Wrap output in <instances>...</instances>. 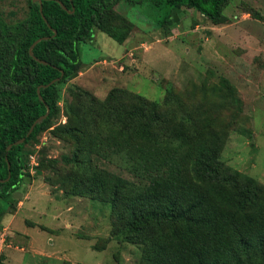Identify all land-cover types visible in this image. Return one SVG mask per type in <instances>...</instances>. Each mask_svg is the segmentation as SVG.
<instances>
[{"label": "trees", "instance_id": "1", "mask_svg": "<svg viewBox=\"0 0 264 264\" xmlns=\"http://www.w3.org/2000/svg\"><path fill=\"white\" fill-rule=\"evenodd\" d=\"M120 1L164 11L157 23L167 26L181 7L220 24L228 0H42L41 12L38 1L27 0L26 17L14 22L0 12V220L29 174L24 146L52 124L59 86L80 69L79 45L92 41L96 30L121 44L133 29L115 9ZM130 99L110 91L95 112L77 113L63 126L74 146L61 162L85 186L77 191L126 218L124 234H132L140 248V264H264V188L253 180L247 186L226 170L220 157L224 137L206 120L178 113L181 100L169 86L163 103L139 95ZM46 106L47 117L24 142L6 150ZM108 165L130 177L109 172Z\"/></svg>", "mask_w": 264, "mask_h": 264}, {"label": "rangeland", "instance_id": "2", "mask_svg": "<svg viewBox=\"0 0 264 264\" xmlns=\"http://www.w3.org/2000/svg\"><path fill=\"white\" fill-rule=\"evenodd\" d=\"M115 9L133 22V29L121 44L96 30L92 41L79 45L80 69L59 86L52 124L24 146L29 180L21 182L17 192L22 196H12L6 209L15 212L28 195L14 222L52 226L53 233H32L35 245L64 254L49 264H140V248L131 242L132 234H124L126 218L92 194L78 192L85 186L61 162L74 146L64 138L63 126L77 113L95 112V104L110 91L125 102L139 95L163 103L169 86L181 100L178 113L206 120L224 137L220 157L226 170L239 174L247 186L253 180L264 188V0H228L220 24L188 7L174 13L167 26L157 23L164 11H152L145 2L120 1ZM0 12L6 22L23 19L27 0H0ZM224 81L235 97L230 98ZM47 161L52 169L42 167Z\"/></svg>", "mask_w": 264, "mask_h": 264}, {"label": "crops", "instance_id": "3", "mask_svg": "<svg viewBox=\"0 0 264 264\" xmlns=\"http://www.w3.org/2000/svg\"><path fill=\"white\" fill-rule=\"evenodd\" d=\"M27 198L28 195L23 194V198L19 200L15 212L12 213L6 211L0 220V225H4L1 226L0 233L1 235H4L3 240H0V264H49L51 258L57 261H60V258H63L64 254L51 250L47 245L46 248H40L38 245H35V242L37 241L32 233H53L54 229L52 230V226H44L37 222H25V226L21 227L15 225L14 220L16 215L21 209L23 210V204H25ZM59 228L60 225L59 227H56L57 231ZM47 239L51 240L50 237ZM62 262H68L71 264L69 261L63 260Z\"/></svg>", "mask_w": 264, "mask_h": 264}, {"label": "water", "instance_id": "4", "mask_svg": "<svg viewBox=\"0 0 264 264\" xmlns=\"http://www.w3.org/2000/svg\"><path fill=\"white\" fill-rule=\"evenodd\" d=\"M32 1H33V2H36V1L39 2V5H40V12H41V10H42V9H41V3H42V0H32ZM64 8H65V7H64ZM37 41H38V39H37L33 44H35ZM31 48H32V47L29 48V53H30V54H32V52H31ZM40 61H41V60H40ZM41 62H42V63H45L44 61H41ZM56 80H58V78L52 80L49 84L55 82ZM49 84H46V85H43V86L46 87V86H48ZM39 88H40V86H38V88H37L38 97H39L40 100H43V99H42V96H41V94H40ZM48 114H49V107L46 106V112H45L43 115L39 116L37 119H35V120L33 121V123L31 124V126H30L28 132L26 133V135H25L24 137H21L20 139L16 140L15 142L10 143V144L6 147V150H9V149L11 148L12 145H17V144H20V143L24 142L25 138H26L27 136H29V134L32 132L34 126H35L39 121H41V120H43L44 118H46ZM27 180H29L28 177H24V181H27ZM20 196H21V193H19V192H17V191L13 193V197H16V198H17V197H20Z\"/></svg>", "mask_w": 264, "mask_h": 264}, {"label": "built area", "instance_id": "5", "mask_svg": "<svg viewBox=\"0 0 264 264\" xmlns=\"http://www.w3.org/2000/svg\"><path fill=\"white\" fill-rule=\"evenodd\" d=\"M30 162H33L34 164H37L35 161H34V156L30 155ZM4 238V235H1L0 234V240L2 241Z\"/></svg>", "mask_w": 264, "mask_h": 264}]
</instances>
